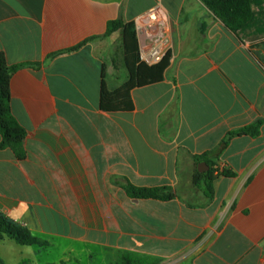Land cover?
Wrapping results in <instances>:
<instances>
[{"label":"crops","instance_id":"1","mask_svg":"<svg viewBox=\"0 0 264 264\" xmlns=\"http://www.w3.org/2000/svg\"><path fill=\"white\" fill-rule=\"evenodd\" d=\"M154 7L171 39L164 77L132 90V111H105L103 83L116 91L131 77L108 25L136 30ZM0 53L26 65L10 107L27 131L23 158L0 148V209L49 242L36 257L264 264V125L228 139L264 121V31L234 33L201 0H0ZM203 162L231 174L215 177L211 199L193 183ZM127 183L177 197L131 198Z\"/></svg>","mask_w":264,"mask_h":264},{"label":"trees","instance_id":"2","mask_svg":"<svg viewBox=\"0 0 264 264\" xmlns=\"http://www.w3.org/2000/svg\"><path fill=\"white\" fill-rule=\"evenodd\" d=\"M208 9L219 18L225 26L234 33L253 32L260 35L264 31V0H201ZM121 31L124 40L125 61L130 72V79L116 91H109L103 83L101 108L108 112H129L134 109L131 97L132 90L137 86L148 85L160 81L164 77V72L169 65V55L157 65L149 66L140 60V45L137 38L134 23H124L122 20L112 21L108 25L106 36L114 32ZM82 46L67 50L76 51ZM26 65L11 66L5 54L0 53V133L2 141L0 148H12L17 152L19 158L24 157L23 142L27 136V131L14 118L11 102V78L17 69ZM264 121L260 120L246 126L236 132L229 134V138L234 136L260 135ZM227 140L223 146L227 145ZM225 169L215 175L214 169L200 174L196 173L193 183L202 189L211 199L213 194L212 181L217 176H230ZM127 195L136 199H153L160 201H171L177 194L170 187L142 188L132 184H126ZM8 238L21 246L48 247L49 242L31 234L29 229L18 225L8 215L0 209V239ZM0 264L6 262L0 257ZM20 264H34L30 260H24ZM111 264H151L146 256L131 253H120L117 260Z\"/></svg>","mask_w":264,"mask_h":264},{"label":"built area","instance_id":"3","mask_svg":"<svg viewBox=\"0 0 264 264\" xmlns=\"http://www.w3.org/2000/svg\"><path fill=\"white\" fill-rule=\"evenodd\" d=\"M160 10L156 7L150 9L136 20V31L141 39L140 60L153 66L160 64L171 48L169 29ZM215 175L220 174L224 168L214 166Z\"/></svg>","mask_w":264,"mask_h":264},{"label":"rangeland","instance_id":"4","mask_svg":"<svg viewBox=\"0 0 264 264\" xmlns=\"http://www.w3.org/2000/svg\"><path fill=\"white\" fill-rule=\"evenodd\" d=\"M8 240V243H2L0 241V257L6 262V264H20L24 260L33 261L35 264L57 263V257L61 256L60 251H55L50 254L51 259H39L36 257L39 247L37 246H21L17 245L14 241ZM44 249V248H43ZM48 254L43 253V258H46ZM118 258V254L109 255L108 259L104 262L95 260L94 264H111ZM71 264H85V262H76Z\"/></svg>","mask_w":264,"mask_h":264},{"label":"water","instance_id":"5","mask_svg":"<svg viewBox=\"0 0 264 264\" xmlns=\"http://www.w3.org/2000/svg\"><path fill=\"white\" fill-rule=\"evenodd\" d=\"M209 170V166L207 165V163L203 162L200 164V167H199V172L200 173H204L206 171Z\"/></svg>","mask_w":264,"mask_h":264}]
</instances>
